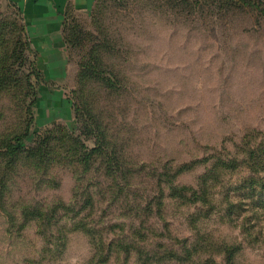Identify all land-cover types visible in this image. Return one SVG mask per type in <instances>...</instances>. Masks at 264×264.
<instances>
[{
    "label": "rangeland",
    "instance_id": "rangeland-1",
    "mask_svg": "<svg viewBox=\"0 0 264 264\" xmlns=\"http://www.w3.org/2000/svg\"><path fill=\"white\" fill-rule=\"evenodd\" d=\"M255 1L100 0L48 56L0 0V264H264Z\"/></svg>",
    "mask_w": 264,
    "mask_h": 264
},
{
    "label": "crops",
    "instance_id": "crops-1",
    "mask_svg": "<svg viewBox=\"0 0 264 264\" xmlns=\"http://www.w3.org/2000/svg\"><path fill=\"white\" fill-rule=\"evenodd\" d=\"M98 1L8 0L19 8L34 43L41 46L43 55L48 56L57 55V45L63 43V28L67 16L89 14Z\"/></svg>",
    "mask_w": 264,
    "mask_h": 264
},
{
    "label": "trees",
    "instance_id": "trees-1",
    "mask_svg": "<svg viewBox=\"0 0 264 264\" xmlns=\"http://www.w3.org/2000/svg\"><path fill=\"white\" fill-rule=\"evenodd\" d=\"M100 1V0H99ZM98 1V2H99ZM225 1V3H227V4H229V1L230 0H224ZM231 1H234V0H231ZM245 2V5H249V6H252V7H254V8H256V9H258V10H261V5H262V3L261 2H259V4L255 1V0H244ZM260 1V0H259ZM97 2V3H98ZM97 5V4H96ZM96 5H95V7H96ZM94 7V8H95ZM94 8H93V10H92V14H93V12H94ZM21 13V12H20ZM76 16H79V15H74V14H69L68 16H67V19H66V22H65V24H64V28H63V36H64V38L66 39L67 37H68V32H69V29H70V26H71V23H73L75 20L74 19H76ZM74 27V26H73ZM96 59V58H95ZM97 65H99V66H101V63H100V60H101V58H97ZM86 64H88V66L87 67H90V65L91 64H94V66H92L91 67V70L90 71H92V72H90V75H95V76H97V75H99L100 77H101V79H104L103 78V74L102 73H100L99 72V69L97 68V67H95L96 66V63H93V62H91V61H88ZM113 74H114V72H112ZM116 74V73H115ZM90 78V77H89ZM117 78V77H116ZM114 76L112 77H110V78H106L105 79V81H106V84L109 86V87H115L116 86V84L113 82L114 80ZM104 81V80H103ZM36 101V99H34L33 100V102H35ZM31 106H32V104H31ZM30 106V107H31ZM31 114V113H30ZM97 125H98V128H99V131L101 132V133H103V130H102V127H101V123L99 124V123H96ZM28 129V128H27ZM27 133H24V134H22V135H17V136H15L14 138H13V141H16L15 142V144H18V143H20L24 138H23V136H25ZM104 137V136H103ZM14 144H10L9 146H8V155L10 156V158H13L15 155H16V152H17V149L15 148L14 149ZM96 151V150H95Z\"/></svg>",
    "mask_w": 264,
    "mask_h": 264
}]
</instances>
